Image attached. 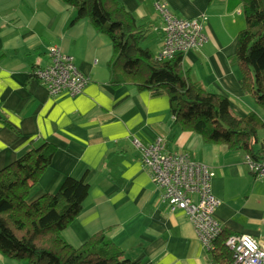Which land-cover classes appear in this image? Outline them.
Segmentation results:
<instances>
[{"label":"crops","instance_id":"crops-1","mask_svg":"<svg viewBox=\"0 0 264 264\" xmlns=\"http://www.w3.org/2000/svg\"><path fill=\"white\" fill-rule=\"evenodd\" d=\"M120 1L152 30L155 56L163 45L156 4H165L177 17H205L203 46L182 54L188 80L227 96L234 114L253 111L260 117L233 67L239 6L228 0ZM75 14L63 0H0V169L46 141L55 150L27 200L55 193L67 176L89 184L82 209L62 231L69 244L79 246L104 230L137 264H222L206 251L186 214L170 211L161 201V189L132 141L149 144L162 136L167 149L214 170L212 191L219 203L213 214L223 235L247 234L264 247V179L249 171L246 152L206 143L181 129L166 94L129 83L113 86L110 41L88 19L74 20ZM53 45L70 54L88 78L79 94L50 95L31 77L33 67L49 62ZM252 147L255 152L264 147V127ZM0 264L24 263L0 253Z\"/></svg>","mask_w":264,"mask_h":264},{"label":"trees","instance_id":"trees-1","mask_svg":"<svg viewBox=\"0 0 264 264\" xmlns=\"http://www.w3.org/2000/svg\"><path fill=\"white\" fill-rule=\"evenodd\" d=\"M75 10V18L88 19L112 45L110 83L135 85L139 90L163 93L169 99L174 123L193 131L206 143L240 148L254 158L252 143L264 121L253 111L233 113L227 96L188 80L183 70L184 53L158 59L141 45L147 25L120 0H63ZM239 6L244 26L236 35L233 55L242 90L264 107V0H228ZM0 119H4L0 115ZM55 147L44 141L0 169V253L24 264H137L124 255L104 230L79 246L69 244L62 231L82 209L89 184L84 178L67 176L55 193L27 200L31 186L49 165ZM206 250L213 260L230 264L232 253L223 235Z\"/></svg>","mask_w":264,"mask_h":264},{"label":"built area","instance_id":"built-area-1","mask_svg":"<svg viewBox=\"0 0 264 264\" xmlns=\"http://www.w3.org/2000/svg\"><path fill=\"white\" fill-rule=\"evenodd\" d=\"M156 8L162 18L159 29L163 35V45L156 55L158 59L201 49L206 40L203 33L205 17H177L165 4H156ZM48 53L49 62L33 67L31 77L40 81L50 95L79 94L88 78L76 67L73 57L56 45L51 46ZM132 141L141 153V161L151 180L161 189V201L170 211H183L204 248H214L215 240L222 232V225L213 214L219 203L212 191L214 170L191 160L184 152L167 149L162 136L149 144H143L137 138ZM244 162L252 174L264 179V154L254 158L246 153ZM224 245L232 253L230 264H264V247L250 235L230 234Z\"/></svg>","mask_w":264,"mask_h":264},{"label":"rangeland","instance_id":"rangeland-1","mask_svg":"<svg viewBox=\"0 0 264 264\" xmlns=\"http://www.w3.org/2000/svg\"><path fill=\"white\" fill-rule=\"evenodd\" d=\"M236 15H237V19L235 20V24H234V26L236 25L235 31L238 30V29H240L242 26H244V23H245L244 16H243V13L242 12H237ZM141 45L147 46L152 53H155V50L157 48V45H156L155 37H153L152 30L151 31H148L146 37L142 40ZM232 61H233V65H234L233 67H234L235 71H237V65H236V62H235L236 60H235L234 55H232ZM256 104L258 105L257 106V111L259 112L260 118L261 119L262 118L264 119V107H262V105H260L258 103H256ZM263 127L264 126H262L258 130V133L261 132V130L263 129Z\"/></svg>","mask_w":264,"mask_h":264},{"label":"bare ground","instance_id":"bare-ground-1","mask_svg":"<svg viewBox=\"0 0 264 264\" xmlns=\"http://www.w3.org/2000/svg\"><path fill=\"white\" fill-rule=\"evenodd\" d=\"M162 19V18H161Z\"/></svg>","mask_w":264,"mask_h":264}]
</instances>
